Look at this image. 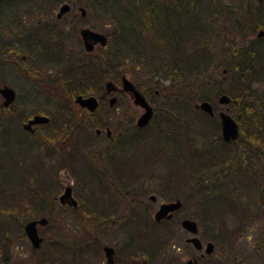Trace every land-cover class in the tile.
Returning a JSON list of instances; mask_svg holds the SVG:
<instances>
[{
  "label": "flooded vegetation",
  "instance_id": "1",
  "mask_svg": "<svg viewBox=\"0 0 264 264\" xmlns=\"http://www.w3.org/2000/svg\"><path fill=\"white\" fill-rule=\"evenodd\" d=\"M76 7L82 16L80 5ZM72 21L71 17L69 23H50L47 28L41 23L26 25L41 40H50V33L64 41L74 37L81 45L76 50L78 61L88 63L92 51L106 50L107 35ZM215 24L222 29L221 37L212 38L215 55L225 57L229 50L236 53L238 45L232 43L236 41L234 23ZM173 25L183 23H133L135 54L123 57L116 79H104L102 93L92 94L97 99L94 110L74 101L77 94H90H74L72 104L84 115L116 104L122 109L115 108L119 114L115 126L107 122L93 126L87 138L80 130L73 149L60 146L61 126L56 115L62 90L59 65L47 62L45 70L34 49L14 50L19 57V65H15L18 77L27 84L18 101L17 91L5 82L0 71V87L8 85L14 91L6 105L0 94V111L6 112L0 115V125L4 124L6 130L4 137L0 135V169L15 167L25 176L38 178L7 181L8 194L9 198L20 194L26 201L33 193L41 194L45 206L29 219L44 217L46 221L35 224L41 238L37 246L23 229L29 219L20 228L10 227L5 238L0 239V264H264V132L251 134L252 139L242 137L240 121L236 119L239 114L231 115L226 106L214 104H226L217 102L222 92L209 101L211 114L196 106L200 100L190 103L156 99L163 96L162 86L171 87L167 74L171 51L162 44L170 43L169 28ZM81 27L104 33L105 45L96 42L91 50H85ZM259 29L263 32L257 35ZM263 34L264 29L257 28L254 35H246L243 46L252 48L251 42L258 43ZM220 70L224 72L225 68ZM122 76L133 83L151 108L144 124L137 120L145 108L123 89ZM220 77L224 79V75ZM107 79L114 83L110 91L105 89ZM112 96L115 99L109 104ZM127 102L128 113L124 109ZM30 104L33 109L28 110ZM46 104L55 109L49 110ZM195 111L208 116L195 115ZM219 111L235 120L238 134L234 139H223ZM36 114L46 116V120L25 126ZM85 118H78L84 130ZM91 136H100L101 144H93ZM205 152L223 153L225 157L205 164ZM241 157L249 162L234 163ZM66 185L70 186L75 204L59 202ZM161 204L168 205L157 214ZM1 216L11 219L17 213H0ZM49 219L55 221L49 239L51 260L46 261L41 257L48 238L41 235L38 225L47 224ZM17 240H24L32 253L22 251Z\"/></svg>",
  "mask_w": 264,
  "mask_h": 264
},
{
  "label": "trees",
  "instance_id": "2",
  "mask_svg": "<svg viewBox=\"0 0 264 264\" xmlns=\"http://www.w3.org/2000/svg\"><path fill=\"white\" fill-rule=\"evenodd\" d=\"M63 1L70 5L78 3L113 26L106 33V50L92 51L88 63L83 60L79 62L77 53L74 55L64 50V41L58 37L51 41L53 48H50L48 41L41 40L39 34H33L26 25L41 23L42 27L47 28L48 23H58L61 17L53 20L45 7ZM25 17L28 18L26 21L23 20ZM4 20L10 23L7 28L11 35L0 39V64L8 61L18 66L19 57L14 50L27 51L32 48L37 60L59 65L62 90L59 92L56 115L61 126V147L75 148L81 131L84 137H88L90 131L81 127L78 118L87 116L85 119L89 126L102 125V120L95 113L84 115L75 108L72 97L75 93L99 95L104 79L118 77L123 57L129 55L132 58L135 54L133 23H185L170 27V43H161L171 51L167 58L171 66L167 70L171 87L160 88L164 99L190 103L206 99L212 102L220 92H225L231 98V104L237 108L239 115L236 119L240 121L242 137L252 139L251 134L264 132V58L261 52L264 42H251L252 48L240 43L257 28L264 29V0H0V30L6 27ZM215 23H234L236 41L232 43L238 45L236 53L229 50L225 57L215 55L212 38L222 36V29L219 30ZM261 38H264V34ZM175 49L177 53L173 54ZM221 67L225 68L224 72L220 70ZM220 75H224V79ZM223 82L225 86H222ZM195 115L208 116L199 111H195ZM249 117L255 119L250 121ZM5 132L4 124H1L0 135L4 137ZM204 132H207L206 128ZM223 155L205 152V164L214 163L221 156L225 157ZM244 162L241 157L238 163ZM234 163L237 164V161ZM60 164L63 166L62 161ZM71 174L74 176L75 171L71 170ZM12 177H15L14 180L38 179L29 174L23 175L19 168L0 169V213H17V217L11 219L0 217V239L5 238L10 227L16 225L20 228L26 219L41 212L45 206L39 193L31 194L27 201L20 194L9 198L7 181H14ZM8 198L12 201L11 205ZM43 249L41 259L51 260V240L44 241Z\"/></svg>",
  "mask_w": 264,
  "mask_h": 264
},
{
  "label": "water",
  "instance_id": "3",
  "mask_svg": "<svg viewBox=\"0 0 264 264\" xmlns=\"http://www.w3.org/2000/svg\"><path fill=\"white\" fill-rule=\"evenodd\" d=\"M69 8H70V5L68 2L66 1L61 2L58 5L57 11L55 12V16L57 18L60 17L63 13L67 12ZM80 10H81V14H83L84 8L80 6ZM262 32L263 30L259 29L257 31V35L262 34ZM79 33L83 41V46L85 50H91L93 44L96 42H98L101 45H105L106 37L104 33L100 31H97V30H94L88 27H81L79 29ZM121 84L123 86V89L130 93L133 101L145 108L137 120L138 124H144L148 120L149 116L151 115L150 106L146 103L143 95L134 87L133 83L126 76L121 77ZM104 85H105L106 91H110L114 88V83L110 79H107ZM0 94L3 97V101H2L3 105H6L14 97V91L8 85H3L0 87ZM114 99H115L114 96L110 97L109 104H111L114 101ZM229 100H230V97L224 92L220 93L217 97V102L219 103H227ZM74 101L80 104L81 106H85L90 111L94 110L97 104V99L92 94L86 95V96L77 94L74 97ZM196 106L209 114L212 113L211 104L206 99L196 102ZM218 115H219L220 122H221V135L223 139L225 140L234 139L238 134L237 124L235 120L230 114H228L225 111H219ZM41 120H46V116L36 114L33 116L31 120L27 122L25 126L29 125L30 122L41 121ZM59 202L67 203L70 205L75 204L76 201L70 194L69 185H66L63 191L59 194ZM167 205L168 204H161L159 210L157 211V214H159V212L162 213L167 208ZM45 221L46 219L44 217H40L37 220L29 219L23 225V229L25 233L27 234L31 243L35 246H37L41 240V238L37 235L35 224L36 222L43 224Z\"/></svg>",
  "mask_w": 264,
  "mask_h": 264
},
{
  "label": "rangeland",
  "instance_id": "4",
  "mask_svg": "<svg viewBox=\"0 0 264 264\" xmlns=\"http://www.w3.org/2000/svg\"><path fill=\"white\" fill-rule=\"evenodd\" d=\"M61 2H58L56 4H51V5H47L45 7L46 11H47V14L49 15V17H51L53 20L56 19V16H55V12L57 11V8H58V5L60 4ZM77 5H80V4H74V5H71L69 11H67L66 13L63 14V16L61 17V20L58 21V23H69V18H73V21L72 23H77L79 25V23H83L85 24L86 26L88 27H91V28H94V29H98V30H101L105 33L109 32L113 26L111 23H109V21H107L106 19H101L100 17H98L96 14L92 13L90 11V9H85V12L84 14L81 16L80 15V11L77 9ZM81 6V5H80ZM18 13H21V10H18L17 11ZM74 13V15H72ZM28 18H24L23 20L26 21ZM5 22V25L6 27L3 29V30H0V39H4L6 38V36L8 37L9 35H11V33H9V30L7 27H10V23L8 20H4L3 23ZM56 23V22H55ZM50 24V23H48ZM57 24V23H56ZM185 23H183L184 25ZM181 25V26H183ZM254 35V33H253ZM50 40L47 39L48 43H49V46L50 48L52 47L53 48V45L51 44V41L53 42V39H54V36H53V33H50ZM64 36V35H62ZM73 36V35H72ZM62 39V41H64L63 38H60ZM261 41L264 42V38H261L260 39ZM240 42V41H239ZM240 43H242L244 45L245 41H241ZM64 45V50L66 51H69L70 53H73L74 55L76 54V50L78 47H80L81 45L78 43V42H75V38L74 37H71V39H66V41H64L63 43ZM261 52H262V57L264 58V43L262 45V49H261ZM89 58H92L91 56ZM39 62H42V60H38ZM102 63V61H101ZM42 67L47 68L48 66L45 65V64H41ZM51 68V67H49ZM46 70V69H45ZM0 71L4 76V80L7 84L11 85L12 87H14V89L17 91L18 93V101H20V99L22 98L24 92H25V89H26V82L23 81L22 78L18 77V71H17V68L15 66V64L11 63L10 64H7V63H4L0 66ZM53 71H51L50 69V73H52ZM60 81V80H59ZM58 82V81H57ZM59 83V82H58ZM166 83V81H165ZM226 83L223 82L222 86H225ZM102 91V90H101ZM126 96V95H125ZM125 100H129V97H124ZM164 97L162 96H157L156 99H163ZM39 101H41V98H39ZM214 104H216L219 108H224L225 106L227 107V110L228 112L231 114V115H235L237 114V108L234 107L231 103H226V104H217L215 101H214ZM75 108H77L75 106V104H72ZM126 107H124L126 113H128V107L130 106L129 103L127 102L126 103ZM45 106V105H44ZM32 104H30L27 109L28 110H31L33 109L32 108ZM46 107L49 109V110H54L55 107L53 105H50V104H46ZM120 108L122 109L119 105L116 104V106H112L110 108H108L107 106L104 108V109H99L97 110L96 112V117L100 118L102 120L101 124H104V123H108L109 126L113 127L115 126L116 122H117V118L119 116V114L116 113V109L115 108ZM6 112L4 111H0V115H5ZM98 118V119H99ZM99 119V120H100ZM100 120V121H101ZM84 128L85 129H88L90 132H93V126H89V124L86 122L83 124ZM89 136L91 134H88ZM91 142L95 145H100L101 144V137L100 136H91ZM3 138H1L0 136V143L2 142ZM2 148L1 144H0V149ZM237 154V153H236ZM236 158H238V155L236 156ZM257 158V156H253L252 159H255ZM237 161V159L235 160ZM239 162V161H237ZM245 162H249V161H246ZM251 162V161H250ZM60 177H63L62 176V173L59 174ZM12 179L14 180L15 177H12ZM52 220V219H51ZM55 221V220H54ZM54 221H48L47 224L43 225V226H39L38 225V230L42 233L41 235H43L44 237L50 239L52 234H51V231L53 230V225H54ZM16 226V225H15ZM13 226V227H15ZM17 244H21V250L24 251L25 253L27 254H31L32 251H31V248L26 244V242L24 240H17L15 241ZM32 262V259L29 260V263Z\"/></svg>",
  "mask_w": 264,
  "mask_h": 264
}]
</instances>
